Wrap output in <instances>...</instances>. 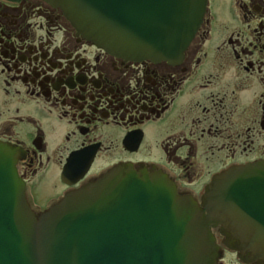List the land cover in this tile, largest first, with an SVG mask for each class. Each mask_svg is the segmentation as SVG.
<instances>
[{
    "label": "flooded vegetation",
    "instance_id": "af4514ba",
    "mask_svg": "<svg viewBox=\"0 0 264 264\" xmlns=\"http://www.w3.org/2000/svg\"><path fill=\"white\" fill-rule=\"evenodd\" d=\"M0 143L35 218L118 165L203 208L217 176L264 161V0H207L174 60L112 54L47 0H0ZM219 229L220 263L242 264Z\"/></svg>",
    "mask_w": 264,
    "mask_h": 264
},
{
    "label": "water",
    "instance_id": "95a60500",
    "mask_svg": "<svg viewBox=\"0 0 264 264\" xmlns=\"http://www.w3.org/2000/svg\"><path fill=\"white\" fill-rule=\"evenodd\" d=\"M47 1L112 54L174 60L207 0ZM17 160L18 151L0 143V264H220L217 226L240 262L264 264V161L217 176L203 208L162 173L118 165L35 219Z\"/></svg>",
    "mask_w": 264,
    "mask_h": 264
},
{
    "label": "rangeland",
    "instance_id": "374dc122",
    "mask_svg": "<svg viewBox=\"0 0 264 264\" xmlns=\"http://www.w3.org/2000/svg\"><path fill=\"white\" fill-rule=\"evenodd\" d=\"M224 2H225V0H216V4L219 5V6H222ZM235 261L236 260H233V259L230 258L229 261L225 262V264H235Z\"/></svg>",
    "mask_w": 264,
    "mask_h": 264
}]
</instances>
